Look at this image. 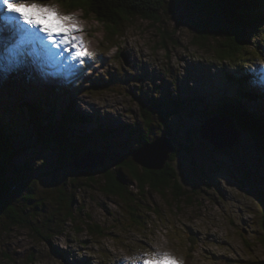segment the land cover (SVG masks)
I'll return each mask as SVG.
<instances>
[{
	"label": "rangeland",
	"instance_id": "1",
	"mask_svg": "<svg viewBox=\"0 0 264 264\" xmlns=\"http://www.w3.org/2000/svg\"><path fill=\"white\" fill-rule=\"evenodd\" d=\"M40 2L76 16L80 34L95 55L71 74L60 65V71L54 67L50 74L44 68L50 64L40 67L37 56L33 63L29 58L22 71L0 74V115L22 135L20 140L32 146L34 136L20 105L34 103L40 92L61 85L55 100L63 105L66 98L73 99L77 112L93 118L95 125L81 126L82 131L93 134L98 126L115 127L121 144H126L128 130L139 128L152 141L167 131L157 116L153 129H146L140 103L178 100L182 110L167 124L177 142H186L187 135L192 139L196 159L192 165L181 156L185 163L178 173L187 196L180 199L171 189L163 194L146 191L140 205L129 206L99 185L76 191L81 184L76 182L71 192L66 187L64 194L78 213L76 221L65 226L59 216L53 219V203L43 205L35 198L33 205H26L19 188L13 203L32 223L15 225L0 217V264H142L138 258L150 251L167 252L182 264H264V157L244 133L233 148L223 151L200 134L203 122L213 117H204L206 105L200 99L219 101L227 88L221 72L226 64L216 56L226 43L225 33L202 40L196 26L204 18L189 0H168L159 23L139 18L124 22L114 39L95 16L69 13L55 0ZM253 40L248 47H254ZM252 62L255 70L264 66V58ZM35 65L45 70L48 81L38 73L30 75ZM73 86L68 97L67 88ZM141 139L135 135L129 146L134 148ZM29 154L18 164L32 160ZM37 187L54 193L49 182Z\"/></svg>",
	"mask_w": 264,
	"mask_h": 264
},
{
	"label": "trees",
	"instance_id": "2",
	"mask_svg": "<svg viewBox=\"0 0 264 264\" xmlns=\"http://www.w3.org/2000/svg\"><path fill=\"white\" fill-rule=\"evenodd\" d=\"M55 1L69 13L83 11L95 16L106 27L110 38L114 39L119 34V27L129 20L139 18L159 23L168 0ZM189 2L193 4L194 11L204 18V21L196 26L202 40L208 41L212 36H223L221 33H225L226 40V43L217 49L216 56L226 64L221 72L227 88L222 92L219 101L203 102L200 99V103L206 105L203 115L206 118L216 115L229 116L236 120L241 134L244 133L252 141L253 147L264 157V96L252 86L253 84L258 86L260 79L259 73L254 71L252 60L259 61L264 58V0H189ZM251 37L254 39L252 48L248 47ZM60 87L52 86L47 91L40 92L34 103L26 101L20 105L24 113L23 120L34 134L32 146H29L31 141L25 144L20 140L22 135L16 133L11 123L5 122L0 115L1 218L15 225L23 222L31 225L32 221L28 222L23 215L25 210L20 212L12 200V195L19 188H22L19 191L26 205H33L35 198H39L43 205L53 203L56 208L53 219L59 216L58 220L62 219L63 226L76 221L78 211L74 209L73 200L69 195L64 194L65 188L70 186L71 192L76 182L81 183L76 191L83 185H99L104 193L119 198L129 206L140 205L146 191L163 194L164 190L171 189L175 192L176 199L187 196V192L180 184L178 167L184 162L181 156L191 159L193 165L192 159H196L194 157L196 152L195 144L188 135L186 142H177L170 131L168 125L170 120L182 110L178 100L152 102V106L140 103L141 117L146 129H153L155 121L153 118L157 116L167 128L166 133H161L158 137L167 136L175 145V151L163 170L152 171L141 167L132 157L143 142H152L139 128L128 130L126 144H121L117 140L115 127L103 130L102 126H98L93 134L85 133L81 126L95 125L92 116L77 112L73 107V99L66 98L65 103L60 105L54 98V93L57 94ZM67 89L70 97L69 94L76 87ZM135 135L139 139L142 136V139L133 148L129 146V142ZM86 150L103 153L105 163L94 171L77 172L70 164ZM29 152L33 154V157L29 156L32 160L18 164L19 158L30 155ZM193 170H196L195 174L198 177L200 174L197 168ZM42 182L54 185L52 191L56 193L43 188L39 192L37 185ZM133 188L137 193L132 190ZM39 207L41 208L35 204L36 210H40ZM33 216L40 219V215ZM37 233L39 235L38 231Z\"/></svg>",
	"mask_w": 264,
	"mask_h": 264
},
{
	"label": "snow or ice",
	"instance_id": "3",
	"mask_svg": "<svg viewBox=\"0 0 264 264\" xmlns=\"http://www.w3.org/2000/svg\"><path fill=\"white\" fill-rule=\"evenodd\" d=\"M82 31L76 16L61 13L54 4L0 0V74L22 71L26 61L37 55L59 64L66 73H73L86 57L95 55L88 50ZM254 71L260 79L258 86H252L264 96V66ZM161 146L145 141L141 150L151 153ZM138 259H142V264H182L167 252L150 251Z\"/></svg>",
	"mask_w": 264,
	"mask_h": 264
},
{
	"label": "water",
	"instance_id": "4",
	"mask_svg": "<svg viewBox=\"0 0 264 264\" xmlns=\"http://www.w3.org/2000/svg\"><path fill=\"white\" fill-rule=\"evenodd\" d=\"M200 134L204 140L220 151L233 148L242 136L236 120L221 115L206 119L202 124ZM154 141L162 146L151 153H144L140 147L132 154V157L141 167L160 171L175 151V145L167 136L158 137ZM105 159L103 153L86 150L72 160L70 167L82 172L92 171L104 165Z\"/></svg>",
	"mask_w": 264,
	"mask_h": 264
},
{
	"label": "bare ground",
	"instance_id": "5",
	"mask_svg": "<svg viewBox=\"0 0 264 264\" xmlns=\"http://www.w3.org/2000/svg\"><path fill=\"white\" fill-rule=\"evenodd\" d=\"M251 53V52H250ZM37 57H38V61H39V63H40V67H42L43 68V66H41V65H46V64H50L48 67H44L46 70H47V72H49L50 74H52L53 73V71H54V67H56L57 69H59V71L61 70L60 69V66H59V64H57V63H55V62H52V63H49V60L46 58V57H43V56H41V55H37ZM30 63L32 62L33 63V61L35 60V61H37L36 59H35V56L34 57H30ZM34 59V60H33ZM62 59H63V57H62ZM26 64V63H25ZM24 64V65H25ZM36 66V67H35ZM33 68H34V72L32 73L31 71H29V72H31V74L30 75H32V76H34V73L35 74H37L38 73V76L40 77V78H42L43 80H47L48 81V79H49V76H48V74H46L45 73V70L43 71L42 70V68H39L37 65H35ZM33 70V69H32ZM43 75H45V76H43ZM39 77H37V75H36V81H37V78L39 79ZM48 78V79H47ZM51 79V78H50ZM50 83V82H49ZM48 83V84H49Z\"/></svg>",
	"mask_w": 264,
	"mask_h": 264
}]
</instances>
